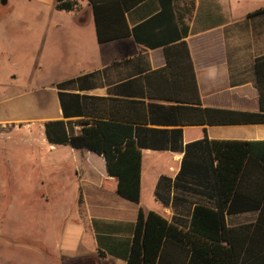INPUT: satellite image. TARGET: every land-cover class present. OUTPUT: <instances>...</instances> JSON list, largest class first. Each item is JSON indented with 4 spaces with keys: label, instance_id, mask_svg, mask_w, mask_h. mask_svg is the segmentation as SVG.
Listing matches in <instances>:
<instances>
[{
    "label": "crops",
    "instance_id": "0c3cea01",
    "mask_svg": "<svg viewBox=\"0 0 264 264\" xmlns=\"http://www.w3.org/2000/svg\"><path fill=\"white\" fill-rule=\"evenodd\" d=\"M6 1L9 8H13L15 1L37 6L42 9L36 12L40 19H44L43 9L46 8L62 12L56 9V0ZM76 1L79 8L75 12L79 17L75 27L80 30L89 27L91 35L86 48V36L82 32L77 34V43L81 46L76 54L84 57L82 64L61 80L32 84L24 90L16 88L17 76L11 75L6 97L0 104V128L5 126L15 131L20 126L23 130L35 126L41 142L49 145L48 162L68 168L74 174L77 194L78 185H84L83 199L78 194L75 202L81 198L86 208L103 210L84 217L78 215L64 233L42 239L43 245L55 255L57 264H126L108 253L100 257L97 237L115 238L119 242L131 238L127 227L136 223L139 209L152 211L142 205L144 188L147 187L155 199L158 210L152 212L171 220L173 209L165 207L155 197L157 184L163 176L175 179L184 158L205 161L204 140L248 142L263 153L264 123L206 124L200 122L202 116L197 109L264 115V13L256 14L264 9V0H173L178 20L188 27L185 41L193 62L200 106L190 101V71L183 58L169 68L164 47L149 49L137 44L132 37L99 43L91 5L88 0ZM1 2L0 13L5 7ZM160 10V0H146L126 14L128 24L132 28ZM7 12L6 15L13 14L11 10ZM61 28V25L50 24L41 27L39 64L50 54L52 32ZM80 78L86 80L61 91L64 94L61 103L58 85ZM88 98L103 101L96 107ZM98 120L130 128L133 140L142 144L139 203L118 195L117 181L108 175L101 155L88 149L53 146L46 140L44 125L47 122H71L72 129L79 134ZM81 121L90 124L83 125ZM163 159L166 162L158 161ZM259 165L256 163L260 169L253 172L258 175L255 179L258 182L241 184L239 195H235L229 205L264 207V165L262 168ZM206 173L205 170L203 174ZM199 190L204 189L199 187ZM120 200L129 205H121ZM196 201L209 202L207 197H198ZM257 219L256 211L233 213L226 217V224L237 228L256 224ZM93 220L103 222L98 232ZM105 223H117V230L112 231Z\"/></svg>",
    "mask_w": 264,
    "mask_h": 264
},
{
    "label": "trees",
    "instance_id": "16d2710c",
    "mask_svg": "<svg viewBox=\"0 0 264 264\" xmlns=\"http://www.w3.org/2000/svg\"><path fill=\"white\" fill-rule=\"evenodd\" d=\"M144 1L88 0L98 42L108 43L132 37L137 44L149 49L164 47L169 68L177 65V59L183 58L190 71V101L200 106L193 62L185 41L188 27L178 20L173 0H160L161 10L158 14L131 28L126 14ZM78 8L76 0H56L58 11L72 12ZM262 13L264 9L256 14ZM84 80L80 78L59 84L61 103L64 97L61 91ZM88 99L96 107H100L103 101L101 98ZM197 110L202 116L200 122L206 124L264 123V115L259 114ZM64 114L68 115L66 110ZM79 123L90 124L87 121ZM93 124L76 134L71 122H47L44 125L45 137L53 146L88 149L101 155L108 175L117 181L118 195L139 203L142 144L133 140L128 127L103 120ZM204 142L207 152L205 161L184 158L175 179L163 176L157 184L155 197L165 207L173 209L172 219L139 209L136 223L127 227V233H131L130 239L119 242L115 238L102 240L101 236L97 237L101 247L100 257L108 253L126 264H264V207L229 205V201L239 195L241 184L258 182L255 180L258 175L253 172L260 169L256 163L261 168L264 165V151H257L248 142H210L208 139ZM205 170L207 173L204 175ZM199 187L204 190L200 191ZM198 197H207L209 202L199 203L196 201ZM246 211L258 212L256 224L237 228L227 226L228 215ZM102 224L93 220L97 232ZM105 226L116 231L118 224L105 223Z\"/></svg>",
    "mask_w": 264,
    "mask_h": 264
},
{
    "label": "rangeland",
    "instance_id": "374dc122",
    "mask_svg": "<svg viewBox=\"0 0 264 264\" xmlns=\"http://www.w3.org/2000/svg\"><path fill=\"white\" fill-rule=\"evenodd\" d=\"M1 5L5 7L0 13V104L13 74L17 76L16 88L24 90L32 84L61 80L82 64L84 57L76 54L81 46L77 34L82 32L86 36V48L91 35L89 27L83 30L75 27L79 17L75 11L46 8L44 19H40L36 12L42 9L37 6L15 1L13 8H9L6 0ZM9 10L12 15H6ZM43 24L62 28L52 32L50 54L39 64V34ZM34 127L23 130L20 126L15 131L0 128V264H57L42 239L64 233L78 215L103 211L94 207L90 210L82 204L85 192L82 184L78 185L82 199L75 202L76 177L68 168L48 162L49 145L41 142L40 132ZM31 128L35 130L28 133ZM119 203L129 205L123 200ZM154 203L153 194L144 188L142 205L156 211Z\"/></svg>",
    "mask_w": 264,
    "mask_h": 264
}]
</instances>
